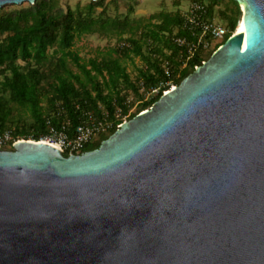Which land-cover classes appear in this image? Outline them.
Returning a JSON list of instances; mask_svg holds the SVG:
<instances>
[{
    "label": "water",
    "instance_id": "water-1",
    "mask_svg": "<svg viewBox=\"0 0 264 264\" xmlns=\"http://www.w3.org/2000/svg\"><path fill=\"white\" fill-rule=\"evenodd\" d=\"M235 1L245 30L97 147L0 148V264H264V0Z\"/></svg>",
    "mask_w": 264,
    "mask_h": 264
},
{
    "label": "trees",
    "instance_id": "trees-1",
    "mask_svg": "<svg viewBox=\"0 0 264 264\" xmlns=\"http://www.w3.org/2000/svg\"><path fill=\"white\" fill-rule=\"evenodd\" d=\"M183 1L200 3L198 19L216 17L229 33L241 15L235 0ZM138 3L126 0L123 12L119 0L73 6L36 0L0 7V135L11 139L0 148L11 149L20 138L38 140L49 128L71 137L81 123L106 124L105 131L95 133L98 139L93 136L83 147L93 149L224 42L204 49L198 43L201 30L187 24L180 0H172L175 9L137 16ZM94 34L106 44L81 55L76 42Z\"/></svg>",
    "mask_w": 264,
    "mask_h": 264
},
{
    "label": "built area",
    "instance_id": "built-area-1",
    "mask_svg": "<svg viewBox=\"0 0 264 264\" xmlns=\"http://www.w3.org/2000/svg\"><path fill=\"white\" fill-rule=\"evenodd\" d=\"M203 10V6L198 2H192L188 5L184 11L186 15L187 24L196 25L200 28L201 32L198 36V43L202 45L204 49H210L214 44L220 43L228 36L232 35L233 32L229 33L228 28L214 21H203L198 19V13ZM206 36L209 38L207 39ZM179 44L184 43L183 38H177ZM195 46L192 44L189 46V52H192ZM174 86L173 84L170 85ZM156 91V89L154 90ZM164 92V91H163ZM126 118L123 119V121ZM119 124L117 125V127ZM107 129L106 124L96 123H81L79 124L74 132V135L69 137L63 130H56L49 128L47 134L41 136L38 141L47 142L59 148L61 152L67 154L79 153L83 151L84 145L91 140L95 133L99 131H105ZM9 134L0 135V144L2 138ZM24 139V138H23ZM18 140V139H17ZM33 140V139H30ZM16 140L12 141L13 144Z\"/></svg>",
    "mask_w": 264,
    "mask_h": 264
},
{
    "label": "rangeland",
    "instance_id": "rangeland-1",
    "mask_svg": "<svg viewBox=\"0 0 264 264\" xmlns=\"http://www.w3.org/2000/svg\"><path fill=\"white\" fill-rule=\"evenodd\" d=\"M65 1L68 2L71 6H73L77 1H79L81 3H85L88 0H65ZM125 1L126 0H119V4H120L119 5V11L120 12L124 11V2ZM133 1L139 2L138 5L135 6V10H134V14L137 16L154 13V12L159 11L160 9H163V8H165L167 10L175 9V8H173L172 0H133ZM188 5H189L188 1L180 0L179 9L181 11H185L187 9ZM240 11H241V7H240ZM213 21L221 24V21L216 17L213 19ZM234 32H235V30H234ZM105 44H106V40L98 37L95 34L94 35H86L76 42L75 48L79 50L81 55L86 56L96 46H104ZM207 52H210V50ZM169 88H171V86ZM134 108L135 107H133L131 110H134ZM127 119L128 118H126V120ZM20 139H22V138H20ZM96 139H98V136H94L93 141H95ZM10 141H11L10 136L5 135L2 138V142H1L0 146H5V147L9 146ZM93 141H92V143H93Z\"/></svg>",
    "mask_w": 264,
    "mask_h": 264
},
{
    "label": "bare ground",
    "instance_id": "bare-ground-1",
    "mask_svg": "<svg viewBox=\"0 0 264 264\" xmlns=\"http://www.w3.org/2000/svg\"><path fill=\"white\" fill-rule=\"evenodd\" d=\"M242 7H243V5H242ZM247 25H248V23H246V25L243 27L241 22L239 21V24L237 25V27L235 29V32H237V33L242 32L243 30H245Z\"/></svg>",
    "mask_w": 264,
    "mask_h": 264
}]
</instances>
